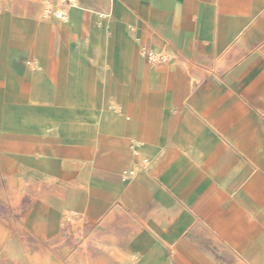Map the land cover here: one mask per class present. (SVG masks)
Wrapping results in <instances>:
<instances>
[{
    "label": "rangeland",
    "instance_id": "rangeland-1",
    "mask_svg": "<svg viewBox=\"0 0 264 264\" xmlns=\"http://www.w3.org/2000/svg\"><path fill=\"white\" fill-rule=\"evenodd\" d=\"M99 3L3 4L0 264H131L152 234V205L164 221H182L175 201L152 202V155L133 143L140 126L157 128L142 71L160 64ZM78 7L96 20L77 25ZM177 189L191 198L197 187Z\"/></svg>",
    "mask_w": 264,
    "mask_h": 264
},
{
    "label": "crops",
    "instance_id": "crops-1",
    "mask_svg": "<svg viewBox=\"0 0 264 264\" xmlns=\"http://www.w3.org/2000/svg\"><path fill=\"white\" fill-rule=\"evenodd\" d=\"M99 2L138 48L169 55L142 71L157 128L140 126L133 143L152 155V202L175 201L182 221L152 205L131 264H264V0ZM78 9L77 25L96 20ZM184 185L193 197L179 195Z\"/></svg>",
    "mask_w": 264,
    "mask_h": 264
},
{
    "label": "built area",
    "instance_id": "built-area-1",
    "mask_svg": "<svg viewBox=\"0 0 264 264\" xmlns=\"http://www.w3.org/2000/svg\"><path fill=\"white\" fill-rule=\"evenodd\" d=\"M47 13L49 12L47 11ZM142 56L145 57L148 63H152V64H162L167 62L169 59V55L167 53H160L157 55L156 53H153L151 50L147 51L146 53H143Z\"/></svg>",
    "mask_w": 264,
    "mask_h": 264
},
{
    "label": "bare ground",
    "instance_id": "bare-ground-1",
    "mask_svg": "<svg viewBox=\"0 0 264 264\" xmlns=\"http://www.w3.org/2000/svg\"><path fill=\"white\" fill-rule=\"evenodd\" d=\"M57 15L61 17L62 19H65V16L62 15L60 11H57ZM154 53H157V51L153 50Z\"/></svg>",
    "mask_w": 264,
    "mask_h": 264
}]
</instances>
